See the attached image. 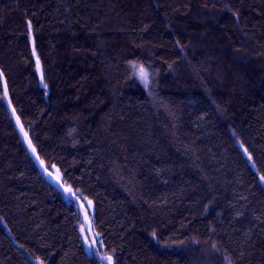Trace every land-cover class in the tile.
Here are the masks:
<instances>
[{
	"label": "trees",
	"instance_id": "trees-1",
	"mask_svg": "<svg viewBox=\"0 0 264 264\" xmlns=\"http://www.w3.org/2000/svg\"><path fill=\"white\" fill-rule=\"evenodd\" d=\"M0 72L107 257L0 76V264H264V0H0Z\"/></svg>",
	"mask_w": 264,
	"mask_h": 264
},
{
	"label": "water",
	"instance_id": "water-1",
	"mask_svg": "<svg viewBox=\"0 0 264 264\" xmlns=\"http://www.w3.org/2000/svg\"><path fill=\"white\" fill-rule=\"evenodd\" d=\"M0 76H1V79L3 81V84H4V89H5V101H6V105L13 117V120L17 126V129L18 131L20 132L22 138L24 139L31 155L33 156L34 160L36 161V163L38 164V166L40 167L41 171L43 172V174L48 178V179H52L54 185L56 187H58L65 195H67L69 198H71L72 200H74L80 211L82 212V215H83V218H84V222L86 223L87 227H88V233L90 235V238H91V242H92V247L94 249V253L100 258L102 259L104 262L107 261V257L104 256V255H101L100 252H99V249L97 247V241H96V238L94 236V233H93V229H92V223H91V220L89 218V214H88V210L85 206V204L83 203V201L78 198V196L75 194V195H71V193L68 191V188L66 186H64V184L55 176L53 175H50L48 173V171L46 170V167H45V164L43 163V161L41 160V158L39 157L35 147H34V144L31 140V138L29 137L27 131L25 130L23 124H22V121L19 117V115L17 114L16 110L14 109L12 103H11V99H10V96H9V91H8V88H7V85L5 83V80H4V76L3 74L0 72ZM21 127L23 128V131H21ZM25 133L27 135H25ZM33 149H35V151H33ZM108 264H112V263H108Z\"/></svg>",
	"mask_w": 264,
	"mask_h": 264
},
{
	"label": "snow or ice",
	"instance_id": "snow-or-ice-1",
	"mask_svg": "<svg viewBox=\"0 0 264 264\" xmlns=\"http://www.w3.org/2000/svg\"><path fill=\"white\" fill-rule=\"evenodd\" d=\"M134 67H135V65H134ZM139 76H140V79H141L145 84L148 83V76H149V74H148V72H147L146 70H144L142 67H141L140 70H139ZM21 131H23V128H22V127H21ZM25 135H27V134L25 133ZM33 151H35V149H33ZM68 191L71 193V190H70V189H68ZM71 195H75V193H71ZM85 239H87V237H85ZM90 247H91V245H90Z\"/></svg>",
	"mask_w": 264,
	"mask_h": 264
},
{
	"label": "rangeland",
	"instance_id": "rangeland-1",
	"mask_svg": "<svg viewBox=\"0 0 264 264\" xmlns=\"http://www.w3.org/2000/svg\"><path fill=\"white\" fill-rule=\"evenodd\" d=\"M138 72H139V70H138ZM86 202L88 203V207H89L90 212L93 213L94 212V208H95L94 207V202L90 198H87Z\"/></svg>",
	"mask_w": 264,
	"mask_h": 264
}]
</instances>
